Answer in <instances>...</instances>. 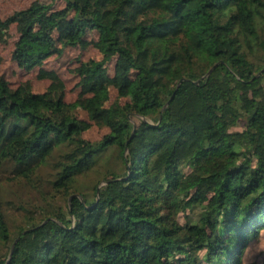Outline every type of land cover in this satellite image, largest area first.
<instances>
[{
  "label": "trees",
  "instance_id": "16d2710c",
  "mask_svg": "<svg viewBox=\"0 0 264 264\" xmlns=\"http://www.w3.org/2000/svg\"><path fill=\"white\" fill-rule=\"evenodd\" d=\"M13 27L12 61L50 85L0 76V196L44 167L49 187L12 223L0 198V264H264L245 262L264 231V0H36L0 17L1 42ZM91 48L69 103L44 66ZM112 147L122 170L78 194Z\"/></svg>",
  "mask_w": 264,
  "mask_h": 264
},
{
  "label": "rangeland",
  "instance_id": "374dc122",
  "mask_svg": "<svg viewBox=\"0 0 264 264\" xmlns=\"http://www.w3.org/2000/svg\"><path fill=\"white\" fill-rule=\"evenodd\" d=\"M36 0H0V17L4 18L11 14L13 11L20 10L28 7ZM45 1V0H40ZM57 7H61L58 3ZM12 38L7 42L0 41V57L2 63L0 64V76L4 75L9 81L11 87L15 88L21 83H30L34 92L44 93L50 85V81L46 79H39V68L32 71H24L20 69L16 63L12 61L11 53L13 51L15 38L17 34L15 27L11 29ZM98 52L91 48L88 51H81L79 49H69L62 57H53L45 64V69L56 70L59 72L61 78L65 82L66 87V101L69 103L75 102L78 97L79 90L77 88L78 79L72 73V70L79 65L78 60H87L90 58H98ZM80 118H87L84 112H77ZM105 133V131L93 127L91 130L84 134V138L96 141ZM122 160L116 147L110 148L101 158L94 168L88 172L87 175L80 177L75 188L78 194L89 193L93 196V189L98 181L111 171L122 170ZM48 168L44 167L36 178L30 183L25 181L15 182L5 185L1 191L2 205L6 209V214L10 222L19 220L21 211L19 207L32 209L37 203L42 202L43 193L49 187ZM103 184V183H102ZM101 184V185H102ZM64 203V201H62ZM264 262V231L259 240L250 244L248 251L245 254V262Z\"/></svg>",
  "mask_w": 264,
  "mask_h": 264
},
{
  "label": "water",
  "instance_id": "95a60500",
  "mask_svg": "<svg viewBox=\"0 0 264 264\" xmlns=\"http://www.w3.org/2000/svg\"><path fill=\"white\" fill-rule=\"evenodd\" d=\"M217 65H218V64H216V65L210 70V72L206 75V77H209V75H210V74L212 73V71L217 67ZM263 71H264V70H263ZM261 73H262V72H261ZM259 75H260V74H259ZM259 75H258V76H259ZM258 76H257V77H258ZM180 85H181V84H180ZM168 105H169V104H167L165 107H167ZM104 184H107V183H103L102 185H104ZM102 185H101V186H102ZM101 186L98 188V191H99V189L101 188ZM72 198H73V197H72ZM72 198H71V199H72ZM13 248H14V247H13ZM12 253H13V249H12V251H11V255H12ZM10 257H11V256H10Z\"/></svg>",
  "mask_w": 264,
  "mask_h": 264
}]
</instances>
